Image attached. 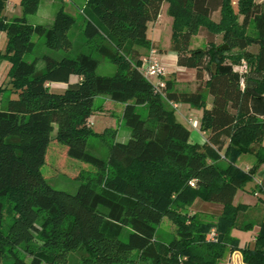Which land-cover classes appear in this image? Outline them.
<instances>
[{
    "label": "trees",
    "instance_id": "16d2710c",
    "mask_svg": "<svg viewBox=\"0 0 264 264\" xmlns=\"http://www.w3.org/2000/svg\"><path fill=\"white\" fill-rule=\"evenodd\" d=\"M164 1L174 20L177 65L196 70L195 92L166 80L158 93L140 69L142 50L153 48L149 26ZM41 3L21 0L23 15L10 19L8 0H0V32L7 35L0 59L11 64L17 94L0 108V264H221L234 252L245 264H264V221L242 225L249 207L234 204L264 164V120L251 108L253 99L264 96V0H239L238 11L233 0H87L82 28L63 8L51 27L30 24L27 16L37 14ZM36 35L49 49L65 51L60 60L44 56L42 71L38 59L25 60L36 48ZM198 35L207 44L192 48ZM101 59L117 67L114 75L98 74ZM242 61L249 68L243 85L234 70ZM74 76L78 83L71 82ZM50 84L68 87L55 91ZM99 96L123 105L131 131L127 143L116 141L112 127L98 133L90 126V118L104 112L95 107ZM170 103L203 110L205 144L191 142L190 129ZM139 107L148 108L146 118ZM225 138L230 142L221 153ZM53 140L92 167L77 179L96 174L82 179L75 195L53 188L42 172ZM254 144L261 145L256 165L245 171L237 159ZM198 199L223 206L217 228L185 211ZM165 219L178 228L179 238L169 243L158 239ZM257 224L255 246L240 247L232 230L249 232Z\"/></svg>",
    "mask_w": 264,
    "mask_h": 264
},
{
    "label": "rangeland",
    "instance_id": "374dc122",
    "mask_svg": "<svg viewBox=\"0 0 264 264\" xmlns=\"http://www.w3.org/2000/svg\"><path fill=\"white\" fill-rule=\"evenodd\" d=\"M262 0H256V2H261ZM238 2L239 0H233V6L236 11H238ZM85 5V0H43L40 10L35 15L27 16V20L30 24H41L45 25L47 27H51L54 23V19L56 14L61 10L62 8L65 9V11L72 14L80 28L84 26L83 16L80 12V8H82ZM169 3L164 1L163 6V15L166 17V12L169 9ZM79 7V8H78ZM163 17V18H164ZM220 13H217L214 15V20L216 22L220 21ZM242 21V16L239 20ZM76 28V27H75ZM74 28V30H75ZM249 34L255 35L254 26L251 25L249 28ZM1 33V32H0ZM5 34V33H4ZM161 44L163 47H167L170 45L169 42V30L166 31V29L161 33ZM75 37V36H74ZM33 41L36 43V48L32 53H29L25 56V60L32 62L35 59H38V70L42 71L46 67V63L42 58L44 56H51L55 59H62L65 57V51H54L49 49L45 44V39L43 37L34 36ZM78 38L74 41V51L78 48L77 45ZM217 43H222V35H219L217 38ZM207 44V38L205 36H196L192 39L191 47L192 48H202L205 47ZM7 46V36L4 37L0 36V54L5 53ZM74 51L72 52L71 56H74ZM143 57H148L149 52L143 50L142 51ZM11 68V64L6 61L0 59V108H3L7 101L10 99L17 98V94L15 92V88L13 87V84L11 82V78L9 77L8 73ZM117 67L109 62H107L104 59H101L100 66L98 68V74L102 76H112L116 73ZM155 82V79L154 81ZM199 85L200 83L197 82ZM52 90L60 91L68 86L65 85H49ZM207 97V92H206ZM104 108V112H97L95 115H93L90 120V126L93 128L95 132L102 133L106 128H113L117 130V139L116 141L119 143H127L129 139L131 138V131L129 127L127 126L124 118H123V105L119 103H114L109 100L108 97L105 96H99L95 100V107ZM106 107V108H105ZM111 113H114L115 116H112ZM138 113L141 114L144 118L148 115V108L147 107H139ZM113 114V115H114ZM55 136V133H54ZM67 147L59 144L58 142L54 141L50 144L48 148V152L46 155V163L42 168V172L47 180V182L56 190L64 191L70 194H77L79 187L81 185V180L86 179L87 177H96L95 173L88 174L83 173L81 175V179H77V177L80 175L82 170L91 171L93 170L92 167L86 163H83L78 160H74L70 158L67 155ZM97 150L96 152H98ZM97 155L100 154L102 156L104 152L96 153ZM197 204H195L193 209H187L185 210L189 216H192L194 214H198L202 217V219L207 222L211 223L213 225V228H217L219 225V219L221 218L223 214V207H221L218 204H209L206 203L200 199ZM246 214H243L241 217V220H244L242 222V225H244L245 221H248L245 219ZM248 215V214H247ZM246 215V216H247ZM125 225L127 224V221L125 220ZM244 240L251 239V233L245 232L244 234ZM179 238L178 234V228L177 226L172 223L170 220L165 219L162 224L158 227V239L161 242L169 243L173 239ZM207 238H209V234L207 235ZM244 244V243H243ZM227 253L226 255H228ZM223 264V262H221Z\"/></svg>",
    "mask_w": 264,
    "mask_h": 264
},
{
    "label": "crops",
    "instance_id": "0c3cea01",
    "mask_svg": "<svg viewBox=\"0 0 264 264\" xmlns=\"http://www.w3.org/2000/svg\"><path fill=\"white\" fill-rule=\"evenodd\" d=\"M43 1V0H42ZM87 0H85L86 3ZM263 2V0L261 1ZM258 2V3H261ZM42 4V3H41ZM163 6L162 4L160 16L158 20L149 26V38L152 42L153 48L157 49L159 52L160 60L165 67L166 70V80H172L175 82V88L179 91H192L195 92L198 90L199 85L197 84V74L196 70L188 69V68H180L177 65V54L173 50L172 44V29H173V18L169 15V9L166 12V17L163 15ZM41 7V5H40ZM84 7V6H83ZM82 8H80V12L82 13ZM79 8V7H78ZM40 10V8H39ZM39 12V11H38ZM37 12V13H38ZM69 13V12H68ZM217 14V13H216ZM215 14V15H216ZM5 15L8 16L10 19L15 17H21L23 15V9L21 7V0H8L7 8L5 11ZM164 17V18H163ZM166 29L169 30V42L170 45L167 47H163L161 44V33ZM5 32H1L0 36L4 37L6 35ZM7 36V35H6ZM194 36L193 38H195ZM157 47V48H156ZM143 51V50H142ZM150 52V50H145ZM239 68V65H234V70L236 71ZM80 78L77 76L72 77L71 82L78 83ZM54 85H65L66 84H54ZM210 97L208 98V103L210 104ZM172 106V104L170 103ZM210 106V105H209ZM173 107V106H172ZM251 108L253 113L264 120V96L261 98H255L251 102ZM176 110V118L177 120L182 123L183 125L187 126L191 131V142L194 144L203 145L207 141V132H203L201 130V120L203 118V110L197 109L192 107L189 104H178ZM194 119L197 123L196 128H193L189 124V120ZM92 120V118H90ZM230 140L225 138L222 140L221 144L219 145V150L221 153H224L225 149L228 147ZM263 146H264V141ZM261 145L254 144L251 147V152L246 155H242L237 159V166L242 168L243 170L250 171L256 165V153L260 149ZM262 184L264 187V164H261L257 169L255 176L251 182L247 184V186L243 190H239L236 194L234 199V204L239 205H247L249 207L248 211L244 214L245 219H249L248 222L259 223L260 221H264V203L263 201L255 196V192L260 188L259 184ZM199 200L190 207L193 209L195 204H197ZM211 204V203H209ZM223 207L222 205H220ZM260 232V227L258 224L254 226L251 233V239L244 240L245 231L239 229H233L231 232L232 237L236 238L240 242V247H254L255 246V237ZM244 243V244H243ZM223 264H245L243 262V256L240 252L229 253L223 259Z\"/></svg>",
    "mask_w": 264,
    "mask_h": 264
},
{
    "label": "built area",
    "instance_id": "2783aa9c",
    "mask_svg": "<svg viewBox=\"0 0 264 264\" xmlns=\"http://www.w3.org/2000/svg\"><path fill=\"white\" fill-rule=\"evenodd\" d=\"M148 57H143L141 60V66L140 69L143 72V74L150 79L152 82L155 79V82H153L156 86V92L161 93V91L166 87V70L163 66L160 57L159 52L157 49H151L149 52ZM239 72L241 76V84L243 85L245 83V77L249 74V68L245 61H242V64L239 65V68L236 70ZM174 108L178 107V104L171 103ZM189 124L196 128L197 123L194 119L189 120ZM195 184L192 183V186ZM260 188L255 192V196L260 198L264 203V187L260 183ZM218 232L216 229H213L210 233V240L215 242L218 240Z\"/></svg>",
    "mask_w": 264,
    "mask_h": 264
}]
</instances>
